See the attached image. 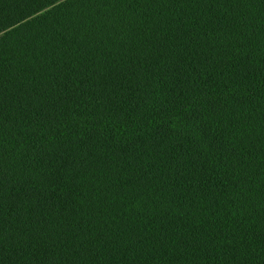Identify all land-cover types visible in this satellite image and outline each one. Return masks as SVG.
Here are the masks:
<instances>
[{
  "label": "trees",
  "instance_id": "1",
  "mask_svg": "<svg viewBox=\"0 0 264 264\" xmlns=\"http://www.w3.org/2000/svg\"><path fill=\"white\" fill-rule=\"evenodd\" d=\"M0 264H264V0H0Z\"/></svg>",
  "mask_w": 264,
  "mask_h": 264
}]
</instances>
